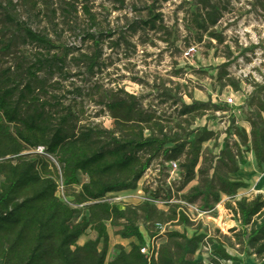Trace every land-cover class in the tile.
<instances>
[{"label": "trees", "instance_id": "1", "mask_svg": "<svg viewBox=\"0 0 264 264\" xmlns=\"http://www.w3.org/2000/svg\"><path fill=\"white\" fill-rule=\"evenodd\" d=\"M97 1L113 6L116 12L122 7L121 0H15V5L0 0V60H9L8 66H0V264H103L104 225L113 230L112 238L134 243L127 244L125 252L113 247L114 255L105 264H192L190 257L203 237L185 238L173 232L156 237L153 230L154 226H188L177 207L166 205L167 199L160 206L164 213L146 203L120 211L102 203L105 196L132 192L154 161L176 163L177 194L194 181V186L178 197L180 206L195 207L196 213L206 214L219 198L226 200L222 211L236 229L225 233L228 240L223 239L224 249L242 261L251 258L255 264H264V204L257 195L233 201L245 186L229 179L243 165L242 153L250 156L254 172L264 168V92L258 89V96L247 97L243 104L246 136L229 120L215 155L210 157L200 146L215 140L211 133H188L180 139L161 135L154 130L151 115L144 114L136 100L122 94L97 104L111 122L110 131L79 126L73 107L63 104V97L54 95L53 85H47L50 77L61 76L66 51L52 46L42 30L29 31L26 19L19 20L16 11L26 8L32 12L28 19L38 18L48 26L56 20L66 27L77 2L84 5ZM156 1L161 5L169 0ZM217 1L191 0L197 20L194 29L201 34L219 18ZM248 1L262 12L264 0ZM78 13L87 29H93V19L85 7L80 6ZM142 14L140 26L152 31L158 19L152 15V6L144 8ZM84 41L93 53L89 57L78 55L74 63L89 76L96 63V47L93 35L84 36ZM24 47L33 50L28 59L16 53L17 48ZM223 87L235 93L234 86ZM78 94L71 92L74 99ZM207 111L224 113L223 108L194 103L179 107L176 116L197 117ZM35 149L41 156L33 153ZM45 160L57 167L53 181L46 172ZM76 177L85 182L78 185ZM56 181L61 191L76 189L65 206L53 196ZM139 229L147 241L163 240L147 262L137 252L143 245ZM85 231L92 240L74 247ZM213 245L211 255L218 262L240 264L226 257L219 244ZM206 264L217 262L209 260Z\"/></svg>", "mask_w": 264, "mask_h": 264}, {"label": "rangeland", "instance_id": "2", "mask_svg": "<svg viewBox=\"0 0 264 264\" xmlns=\"http://www.w3.org/2000/svg\"><path fill=\"white\" fill-rule=\"evenodd\" d=\"M9 1L10 5H15V0ZM121 2L122 7L117 12L103 1L84 5L77 2L74 15L66 21V27L56 20L48 26L38 18L36 21L28 19L32 12L26 8L16 11L19 20L26 19L25 25L29 31L42 30L52 46L66 51L61 76L50 77L47 85H53L54 95L63 97V104L73 107L78 125L110 131L111 122L97 104L106 103L112 96L120 98L122 94L136 100L140 110L151 115L154 130L161 135H176L180 139L188 133H211L215 140L200 146V150L209 157L215 155L229 120L234 129L246 136L248 130L244 125L246 110L243 104L247 97H257L258 89L264 92V7L260 12L248 0H218L215 8L219 18L201 34L194 29L197 20L191 0H169L161 5L156 0ZM148 5L152 6V15L158 17L152 31L140 26L144 21L142 10ZM80 6L85 7L87 15L93 19V29H87L78 13ZM89 35H93L96 63L90 75L86 76L74 61L78 55L89 57L93 53V49L84 41V36ZM16 53L28 59L33 50L17 48ZM8 61L0 60V66H8ZM225 84L234 86L235 93L223 87ZM72 91L79 93L78 98L74 99ZM194 103L223 108L224 113L207 111L197 117L194 114L177 118L179 107ZM247 155H240L243 165L229 177L245 186L243 191L234 195L233 201L257 195L264 204V168L254 172ZM45 162L46 172L53 181L58 175L57 167L51 161ZM172 164L174 171L170 173L167 164L152 162L132 192L105 196L102 203L117 211L146 203L156 212L164 213L165 209L160 204L167 199L166 205L177 207L188 226L183 229L162 227L156 237L169 232L185 238L203 237L190 257L192 264H206L209 260L222 264L211 255L214 243L222 247L226 257L234 258L240 264H255L251 258L242 261L224 249L223 239L228 240L225 233L229 229H236L229 216L222 211L221 206L226 200L219 198L212 210L201 216H198L195 207H187L189 210L186 213L184 207L178 204V197L193 187L194 181L177 194L178 174L176 163ZM76 180L78 185L85 182L80 177H76ZM75 192V188H67L57 192L54 198L65 206ZM153 197L155 200L151 202ZM80 215L83 216V213ZM103 229L106 238L105 264L114 255L113 247L125 252L127 242L134 243L112 238L113 230L108 229L107 225ZM138 233L141 235L140 229ZM91 239L92 235L85 231L77 244ZM162 242L160 237L154 241H147L143 237L142 248L147 249L149 245L155 248Z\"/></svg>", "mask_w": 264, "mask_h": 264}, {"label": "built area", "instance_id": "3", "mask_svg": "<svg viewBox=\"0 0 264 264\" xmlns=\"http://www.w3.org/2000/svg\"><path fill=\"white\" fill-rule=\"evenodd\" d=\"M228 103V102H226ZM33 153L36 155V156H41V152L40 150L38 149H35L33 150ZM49 161V160H47ZM167 166L169 167V172L172 173L174 171V165L172 163H168ZM55 188H54V193H53V196L57 193V192H60L61 189H60V186H59V182L56 181L55 184H54ZM161 205V204H160ZM159 205V206H160ZM183 206V205H182ZM184 209H185V212L188 213V208L186 206H183ZM191 211V210H190ZM192 213H194L193 211H191ZM198 216H201L202 214H199L197 213ZM181 215V214H180ZM197 216V215H196ZM197 216V217H198ZM182 219H184L186 221V218L184 216H182ZM187 222V221H186ZM162 229V227H156L154 226L153 227V230H155L157 233L160 232V230ZM138 256H141L143 258H145V262H147L148 260H152L153 259V255H154V248L151 247L150 245L147 247V249L145 248H140L138 251Z\"/></svg>", "mask_w": 264, "mask_h": 264}, {"label": "crops", "instance_id": "4", "mask_svg": "<svg viewBox=\"0 0 264 264\" xmlns=\"http://www.w3.org/2000/svg\"><path fill=\"white\" fill-rule=\"evenodd\" d=\"M248 156V161L250 162V165H251V163H252V160H250V156L249 155H247ZM252 168H253V165H252ZM92 240V239H91ZM90 240V241H91ZM78 241V240H77ZM77 241L75 242V244H74V247H76V248H79V247H81V245L83 244L82 242L80 243V244H77ZM85 243V242H84ZM127 244H130V242H127ZM111 258V257H110ZM109 262V261H108ZM107 263V262H106Z\"/></svg>", "mask_w": 264, "mask_h": 264}]
</instances>
